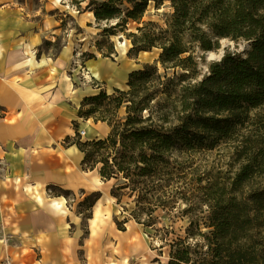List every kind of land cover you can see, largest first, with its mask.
<instances>
[{"label": "trees", "instance_id": "1", "mask_svg": "<svg viewBox=\"0 0 264 264\" xmlns=\"http://www.w3.org/2000/svg\"><path fill=\"white\" fill-rule=\"evenodd\" d=\"M71 1L78 10L85 3L83 10L92 13L97 23L117 20L103 28L104 36L117 28L125 30L129 21L140 24L150 3L155 8L170 3L172 13L164 28L149 21L137 27V33H129L128 53L158 49L164 73L146 65L128 75L126 91L114 90L117 97L101 92L85 98L112 102L115 110L124 106L125 116L114 123L103 117L95 120L106 122L109 134L82 142L76 133L75 144L84 154L85 169L98 168L103 181H119L110 190L112 198L118 200L117 193L128 189L130 196L136 194L137 204L153 209H162L168 201L175 204L178 188L167 191L172 173L168 169L179 165L171 160L172 152L212 149L250 110L264 106V0ZM223 38L250 41L245 58L228 53L196 79V49L213 51ZM254 174L250 164L242 165L228 185L230 190L219 187L218 196L206 199L208 215L202 223L199 218L189 220L191 228L185 236L176 234L171 225L163 228L160 239L168 247L166 264H264V241H260L264 240V182L248 189ZM52 189L57 195L69 194ZM100 196L95 192L83 199L86 219ZM144 210L138 207L132 218L149 227L158 223L152 215L155 210ZM126 222L115 220L118 230L124 231ZM200 225L207 231L201 232Z\"/></svg>", "mask_w": 264, "mask_h": 264}, {"label": "rangeland", "instance_id": "2", "mask_svg": "<svg viewBox=\"0 0 264 264\" xmlns=\"http://www.w3.org/2000/svg\"><path fill=\"white\" fill-rule=\"evenodd\" d=\"M15 1L23 4L17 17L21 20H17L18 23L12 26L6 24L2 26L1 22L7 17L0 14V42H4L0 44L4 47L5 43H9L11 54H15L17 48H21L22 52V47H15L9 39L7 42L6 37L13 34L18 38L25 32L24 27H27L29 34H37L41 37V44L36 49L34 58H38L40 54L57 57L64 47H67L70 61L65 71L69 78L74 79L76 88L82 90L80 93H83V96L77 107L76 115L77 119L83 120V123L87 120L97 123L100 121L95 120L102 117L114 123L125 116L124 106L115 110L112 102L100 99L95 103L90 99L84 101L85 98L97 96L101 92L109 97H117L114 90L126 91L128 75L133 71L142 70L146 65H155L159 74L164 73L158 62L160 53L158 49L137 53L135 51L128 53V51L132 47L129 33H137L136 28L141 27L143 23L150 21L161 28L165 27V21L172 13L168 1L158 8H155L154 3H150L140 24L129 21L125 30L117 28L110 36H104L103 28L115 25L117 20L97 23L92 13L83 10L85 3H82L81 9L78 10L71 0ZM45 41L47 44H44ZM250 46V41L242 38L234 40L223 38L219 40L218 48L213 51L203 52L197 48L195 58L198 64V75L196 79L207 75L209 64L220 61L228 53L236 58H245ZM77 50L81 53L79 57H76ZM23 53L28 54L24 50ZM98 60L105 61L119 72L113 74L114 77L107 76L101 79L102 83L96 82L92 77L87 81L84 73L88 72V69L84 63ZM104 73L110 74L109 71L103 69V76H105ZM167 73L170 75L171 71ZM89 110L93 113L87 114ZM78 112L81 113L79 114L81 117ZM104 123L109 134L110 127L106 122ZM79 128L80 126L76 131L78 137L86 139L85 135L79 134ZM171 160L177 161L179 165L168 169L172 173L167 191L170 189L173 193V190L178 188L177 200L175 204L166 202V206L162 209H153L145 203L142 205L141 202L135 203L136 194L130 196L128 189H124L117 193L118 200L115 198L112 200L109 195L104 197L99 205L101 211H97L95 219L89 223L91 218H85L89 216V213L86 209L87 204L83 202L88 195L69 193L63 196L65 210L71 213L72 218V224L69 223L70 232L80 233L77 239L76 264H86L88 257L93 260L94 264H166L168 247L160 239L164 232L163 228H169L171 225L176 234L185 236V231L191 228L189 226L191 218H199L202 223V219L208 215L206 199L218 196L219 187H226L225 192L230 190L229 183L244 164H250L256 172L249 180L248 189L263 185L264 106L250 110L246 118L235 124L232 134L220 139L212 149L173 151ZM118 182V180H111L108 185L110 190L113 186H117ZM52 188L46 189L48 195L56 192ZM138 207L145 208L144 211L150 213L155 210L152 215L158 223L151 227L137 223L131 214H134ZM141 218L146 219V215L143 214ZM169 219L174 223H171ZM115 220L119 223L127 220L124 224V231L118 230ZM200 231L206 232L207 229L200 225ZM17 239L21 238L6 233L0 220V264H46L41 261L43 253L38 249L35 240L23 244ZM25 242H30V240H25Z\"/></svg>", "mask_w": 264, "mask_h": 264}, {"label": "crops", "instance_id": "3", "mask_svg": "<svg viewBox=\"0 0 264 264\" xmlns=\"http://www.w3.org/2000/svg\"><path fill=\"white\" fill-rule=\"evenodd\" d=\"M0 6V14L7 17L2 26L21 20L17 17L23 4L0 0ZM23 30L18 38L12 34L6 39L15 47H22V53H28L29 57L23 53L26 61L18 59L21 48L11 54L9 43L4 47L0 44V220L6 233L21 238L17 239L21 243L35 240L43 253L42 262L76 264L80 233L70 232L72 218L65 210L63 196L48 195L46 189L54 187L82 195L99 192L101 196L91 209L89 223L93 221L95 213L101 211L103 198L109 195L112 199L108 186L111 181H103L98 168H84V154L75 144V137L79 126L87 137L80 141L103 139L108 129L104 122L83 123L77 119L83 93L66 74L70 61L67 47L57 57L40 54L34 58L41 37L29 34L27 27ZM84 64L100 83L119 72L103 60ZM101 69L110 74L103 76ZM73 216L77 218L75 213ZM86 264L94 263L88 257Z\"/></svg>", "mask_w": 264, "mask_h": 264}, {"label": "bare ground", "instance_id": "4", "mask_svg": "<svg viewBox=\"0 0 264 264\" xmlns=\"http://www.w3.org/2000/svg\"><path fill=\"white\" fill-rule=\"evenodd\" d=\"M93 19H94V17H93ZM80 55H81L80 50H77L76 57H79ZM18 59L20 61H26L27 57L22 52H19ZM90 77H92V72H91L90 69H88V72H85L84 73V78L87 79V81H89L90 80Z\"/></svg>", "mask_w": 264, "mask_h": 264}, {"label": "built area", "instance_id": "5", "mask_svg": "<svg viewBox=\"0 0 264 264\" xmlns=\"http://www.w3.org/2000/svg\"><path fill=\"white\" fill-rule=\"evenodd\" d=\"M79 132V134L81 135V136H83L84 135V131L83 130H81V131H78Z\"/></svg>", "mask_w": 264, "mask_h": 264}]
</instances>
